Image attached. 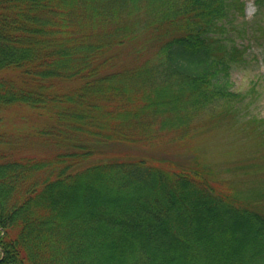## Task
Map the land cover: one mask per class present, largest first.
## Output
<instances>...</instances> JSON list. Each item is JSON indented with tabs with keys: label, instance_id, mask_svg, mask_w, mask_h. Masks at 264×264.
<instances>
[{
	"label": "trees",
	"instance_id": "obj_1",
	"mask_svg": "<svg viewBox=\"0 0 264 264\" xmlns=\"http://www.w3.org/2000/svg\"><path fill=\"white\" fill-rule=\"evenodd\" d=\"M237 6L0 0V264H264V192L156 151L237 95Z\"/></svg>",
	"mask_w": 264,
	"mask_h": 264
},
{
	"label": "rangeland",
	"instance_id": "obj_2",
	"mask_svg": "<svg viewBox=\"0 0 264 264\" xmlns=\"http://www.w3.org/2000/svg\"><path fill=\"white\" fill-rule=\"evenodd\" d=\"M242 1L244 9L234 8V18L228 23L230 33L246 49L245 63L235 67L231 76L232 89L237 95L198 116L185 140L167 139L170 141L161 143L155 150L178 162L203 165L214 180L219 179L231 192L239 189L245 193L249 190L263 193L264 0ZM152 39L156 40L143 36L127 44L126 61L137 62L143 56L149 58L155 50L150 44ZM144 44L147 49L142 48ZM21 118L18 112L8 110L2 124H19ZM132 146L126 149L131 155L152 152L143 146ZM258 202L264 210V199Z\"/></svg>",
	"mask_w": 264,
	"mask_h": 264
}]
</instances>
